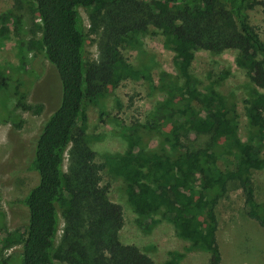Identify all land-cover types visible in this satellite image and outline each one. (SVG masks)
<instances>
[{"label":"trees","instance_id":"trees-1","mask_svg":"<svg viewBox=\"0 0 264 264\" xmlns=\"http://www.w3.org/2000/svg\"><path fill=\"white\" fill-rule=\"evenodd\" d=\"M11 1L15 10L24 5L38 21V37L21 45L50 65L59 102L42 121L26 165L37 183L18 201L27 212L25 225L5 234L1 250L20 246L17 264H52L55 259L66 264H154L135 246L119 241L121 209L100 185L104 166L95 161L81 119L86 103L107 97L126 81H139L163 96L144 124L127 134L131 150L110 157L105 166L120 180L126 205L136 216L161 213L192 251L207 253V264H219L216 209L233 184L241 193L245 217L264 229V208L251 181L252 171L264 169V93L257 92L264 90V44L247 15L259 7L264 21V0ZM79 9L87 14L86 31ZM11 15L0 14V35L12 24ZM151 29L174 55L175 74L161 73L156 85L154 63L142 42ZM86 32L97 37L94 59L85 53ZM123 50H134L136 62L129 63ZM198 51L234 52L253 94L244 103L251 134L247 142L235 136L236 114L218 91L228 73L202 87L191 77ZM7 87L15 108L41 113L40 105L26 104L20 86L3 76L0 93ZM141 132L158 137L171 153L145 149ZM191 133L205 140L198 145L196 138L190 140Z\"/></svg>","mask_w":264,"mask_h":264},{"label":"rangeland","instance_id":"rangeland-1","mask_svg":"<svg viewBox=\"0 0 264 264\" xmlns=\"http://www.w3.org/2000/svg\"><path fill=\"white\" fill-rule=\"evenodd\" d=\"M12 4L11 0H0V14H12V24L0 35V75L20 86L26 104L40 105L42 110L40 114L33 115L15 108L10 87L0 93V243L6 233L21 231L25 225L27 212L18 201L37 183L35 173L26 171V165L42 121L59 102V85L54 71L44 59L34 58L21 45L28 39L38 37V21L24 9V5L21 11H17ZM79 14L86 31L87 14L83 9H79ZM247 15L249 24L264 44V21L260 8L255 7ZM96 42L97 37L86 32L87 59L96 57ZM142 42L143 50L154 63L151 70L153 85L157 84L161 73L174 75V55L164 46L162 37L151 29ZM122 53L129 63L136 62L134 50H123ZM234 56L232 51H224L218 55L198 51L192 61L190 75L202 87L221 72L228 73L218 91L227 97L236 114L235 136L241 142H247L251 134L246 123L244 103L253 94L249 81L236 65ZM257 92L263 94L264 90L258 89ZM162 97L157 92H149L139 81H126L107 97L95 103H86L82 108L81 119L84 121L85 133L95 161L104 166L100 173V185L107 188L109 201L121 209L119 241L124 245L135 246L154 264H207L209 255L192 251L189 242L176 234L169 219L161 213L139 219L126 205L124 194L120 190V180L112 177L105 168L110 157L125 155L131 150L132 143L127 134L136 128V124H144L145 118ZM141 137L145 149H160L171 153L170 146L158 137H148L142 132ZM189 138H196L198 145L205 140L203 136H195L193 133ZM261 156L264 159V148ZM62 166L64 170L66 152ZM251 181L255 199L264 208V169L252 171ZM243 208L241 193L233 184L230 185L226 197L216 209L219 264H264V229L247 219ZM62 227L61 219L56 243ZM19 255L20 246L17 245L0 249V264H17ZM52 264L66 263L55 259Z\"/></svg>","mask_w":264,"mask_h":264}]
</instances>
